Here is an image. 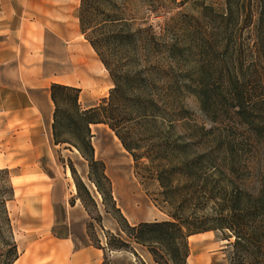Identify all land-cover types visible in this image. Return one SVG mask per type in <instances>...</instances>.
<instances>
[{
  "label": "trees",
  "instance_id": "trees-1",
  "mask_svg": "<svg viewBox=\"0 0 264 264\" xmlns=\"http://www.w3.org/2000/svg\"><path fill=\"white\" fill-rule=\"evenodd\" d=\"M189 1L192 0L178 4L184 6ZM146 2L150 15H165L169 13L170 5L177 4L176 0H170L168 4ZM193 3L200 8L199 17L190 16L189 19L193 28L198 27L202 32L198 33V38L193 36L189 41L201 53L194 70L195 78H192V92L209 122L219 126L202 129L203 151L195 152L193 140L189 139L182 144H160L151 153L155 159L148 153L135 154L134 144L128 143L124 136L127 127L123 125L136 120L153 123L160 117L159 108L151 98L138 95L129 98L126 90L131 87L130 80L115 76L104 60L102 63L109 71L114 87L109 98L97 107L82 111L78 103L79 89L51 85L53 143L73 144L90 167H96L89 127L103 124L135 162L143 158L149 160L167 197L173 188L169 174L176 171L184 177L188 194L182 202L189 209L191 218L171 213L170 221L131 227L121 217L126 237L138 245L148 246L156 263L185 264L187 239L215 231L227 242L229 264H264V170L257 159L259 149H264V0H221L218 6L204 0ZM128 8V0H80L79 28L94 50L98 52L105 42L106 28L130 26L134 18L128 14ZM131 37L129 31L125 35L112 36L117 41ZM152 39L153 42L162 40L163 44L159 45L170 57L182 53L176 43H165L164 36ZM129 109L131 111L126 112ZM246 139L251 145L247 159L243 147ZM169 154H178L182 158L174 166L154 162L165 160ZM100 178L106 181L102 171ZM95 185L101 192L99 184L95 182ZM13 195L10 172L0 169V237L6 235L3 245L8 247L4 264H13L19 257L11 239L7 212V204ZM101 195L104 197L102 192ZM165 199V203L171 205L169 198ZM207 204H211L210 214L200 217L198 210Z\"/></svg>",
  "mask_w": 264,
  "mask_h": 264
},
{
  "label": "rangeland",
  "instance_id": "rangeland-1",
  "mask_svg": "<svg viewBox=\"0 0 264 264\" xmlns=\"http://www.w3.org/2000/svg\"><path fill=\"white\" fill-rule=\"evenodd\" d=\"M70 1V6L76 7L74 11L78 19L80 0ZM128 1V14L134 18L130 26L106 28V40L100 45L98 52L91 47L94 51V63L102 65L100 69L87 68L81 59L85 52L80 43L87 40L81 34L77 22L79 32L75 42L78 43V57L75 70L80 87L73 88L80 90V108L84 111L97 107L109 98L114 86L109 71L102 63L104 60L115 76L130 80L128 84L131 87L126 90L129 98L137 95L151 98L159 108L160 117L153 123H138L136 120L123 125L127 127L124 136L128 143L134 144L135 154L148 153L155 159V155L151 153L160 144H182L189 139L193 140L195 152L201 153L204 148L202 129H217L219 126L209 122L192 92V78H195L194 70L201 59V53L189 41L193 36L198 38V33L202 31L198 27L193 28L194 24L189 18L199 17L200 8L193 5L196 0L189 1L184 6L178 4L183 0H176L177 4L169 6V13L150 15L146 0ZM150 1L168 4L170 0H148ZM204 1L215 6L221 3V0ZM60 5L67 9V4ZM128 31L133 37L123 41L112 38L114 34L125 35ZM62 36L65 39L70 36L72 40L75 39L73 33L66 30H63ZM162 36L165 43H176L182 53H175L174 57L164 54L163 46L159 45L163 41L153 42L152 39ZM130 111L131 109L126 112ZM123 117L126 118L125 115ZM89 128L96 167L91 168L73 144H59L54 148L57 166L59 170L66 172L65 209L57 210L53 215V223L45 226L44 230L35 232L20 229L18 201L27 191L28 185H19V180L17 182L13 179L15 172L8 169L14 188L9 210L7 208L11 239L17 250L18 246H24L28 249V256L37 254L36 264H71L74 252L83 249H90L98 254L99 264H158L148 246L138 245L126 237L121 217L131 227L142 223L170 221L171 213L191 218L189 209L182 202L187 197L188 184L176 171L171 172L169 179L173 188L169 190H172L170 197H167L148 159L135 162L106 125L96 124ZM243 147L247 159L251 150L247 139L244 140ZM257 156L259 167L264 170V149L260 148ZM180 158L181 155L169 154L165 160L154 162L174 166L180 162ZM100 171L106 181L100 178ZM95 182L99 184L104 197ZM165 197L169 198L171 205L165 203ZM210 210L211 204H207L197 213L200 217H205L210 214ZM205 233L195 234L187 239L188 256L185 264H229V249L226 250L227 242L221 240L220 232ZM3 237L6 235L0 237V264H4L8 249L3 245ZM62 239L69 242L68 250L60 247Z\"/></svg>",
  "mask_w": 264,
  "mask_h": 264
},
{
  "label": "crops",
  "instance_id": "crops-1",
  "mask_svg": "<svg viewBox=\"0 0 264 264\" xmlns=\"http://www.w3.org/2000/svg\"><path fill=\"white\" fill-rule=\"evenodd\" d=\"M70 3L0 0V169L13 170V179L28 185L18 201L22 231L44 230L53 223L55 212L65 209L67 180L54 157L50 87H80L75 70L78 19ZM63 30L75 39L72 35L65 39ZM80 46L85 66L100 69L88 42L83 40ZM61 246L68 250L70 244L62 239ZM27 250L18 246L19 257L13 264H36L37 254L28 256ZM71 264H99L98 254L90 249L74 252Z\"/></svg>",
  "mask_w": 264,
  "mask_h": 264
}]
</instances>
